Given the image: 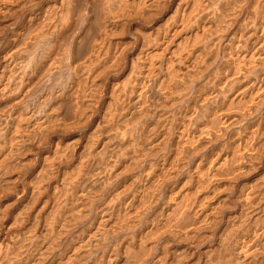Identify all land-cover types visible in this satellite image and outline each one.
<instances>
[{"label": "bare ground", "instance_id": "1", "mask_svg": "<svg viewBox=\"0 0 264 264\" xmlns=\"http://www.w3.org/2000/svg\"><path fill=\"white\" fill-rule=\"evenodd\" d=\"M0 264H264V0H0Z\"/></svg>", "mask_w": 264, "mask_h": 264}]
</instances>
